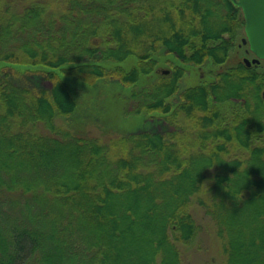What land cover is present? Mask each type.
Listing matches in <instances>:
<instances>
[{
    "label": "trees",
    "instance_id": "obj_1",
    "mask_svg": "<svg viewBox=\"0 0 264 264\" xmlns=\"http://www.w3.org/2000/svg\"><path fill=\"white\" fill-rule=\"evenodd\" d=\"M243 23L231 0H0V264H181L197 207L225 264H264V71L218 70Z\"/></svg>",
    "mask_w": 264,
    "mask_h": 264
},
{
    "label": "rangeland",
    "instance_id": "obj_2",
    "mask_svg": "<svg viewBox=\"0 0 264 264\" xmlns=\"http://www.w3.org/2000/svg\"><path fill=\"white\" fill-rule=\"evenodd\" d=\"M241 38H245L244 23L238 37H236L234 47L228 54L226 62L222 64L218 70L224 69L225 67L234 66L237 63H243L244 58L252 60L255 57L254 54L249 50L248 44H242ZM251 66H256L255 68H257L258 72L264 71V60H260L256 65L251 64ZM162 70L169 72L170 69L161 68L157 71L160 73ZM193 82H189V80L186 78L185 82H182V85L185 84L187 86L193 84ZM39 84L41 87L49 86L48 82L44 80L39 81ZM262 92L264 93V91ZM151 125L155 127L156 130H162L163 127V123H152ZM195 210L197 211L195 212L194 216L197 217L196 220L200 224V233L198 235V239H195L191 245L184 247L185 252L183 251L181 264H225L220 241L214 231V222L211 220V217L205 215L201 208L197 207Z\"/></svg>",
    "mask_w": 264,
    "mask_h": 264
},
{
    "label": "water",
    "instance_id": "obj_3",
    "mask_svg": "<svg viewBox=\"0 0 264 264\" xmlns=\"http://www.w3.org/2000/svg\"><path fill=\"white\" fill-rule=\"evenodd\" d=\"M240 7L244 20L245 38L242 44H248L249 50L254 54L252 60L243 59V63L249 67L264 60V0H231ZM264 96V93H263Z\"/></svg>",
    "mask_w": 264,
    "mask_h": 264
},
{
    "label": "flooded vegetation",
    "instance_id": "obj_4",
    "mask_svg": "<svg viewBox=\"0 0 264 264\" xmlns=\"http://www.w3.org/2000/svg\"><path fill=\"white\" fill-rule=\"evenodd\" d=\"M240 12H241V16H242V18H243V14H242L241 9H240ZM245 37H246V36H245ZM242 39H243V38H241V40H242ZM162 72L165 73V74L169 73L168 71H163V70H162Z\"/></svg>",
    "mask_w": 264,
    "mask_h": 264
}]
</instances>
